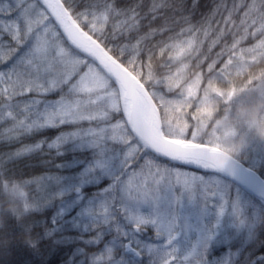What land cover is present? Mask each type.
Masks as SVG:
<instances>
[{
	"label": "snow or ice",
	"instance_id": "snow-or-ice-1",
	"mask_svg": "<svg viewBox=\"0 0 264 264\" xmlns=\"http://www.w3.org/2000/svg\"><path fill=\"white\" fill-rule=\"evenodd\" d=\"M46 5L0 0L9 71L31 62ZM33 123L6 129L0 167L25 162L32 202L22 221L6 219L0 264H264V145L215 160L164 154L89 118Z\"/></svg>",
	"mask_w": 264,
	"mask_h": 264
},
{
	"label": "rangeland",
	"instance_id": "rangeland-1",
	"mask_svg": "<svg viewBox=\"0 0 264 264\" xmlns=\"http://www.w3.org/2000/svg\"><path fill=\"white\" fill-rule=\"evenodd\" d=\"M219 12L228 30L239 35L228 46L212 54L207 51L203 59L193 56L195 71L178 64L179 59L190 56L194 41L179 39L169 46L174 65L167 69L168 78L154 82L150 93L166 114L176 113L163 123L168 137L188 138L189 143L203 142L240 155L254 144L264 145V72L249 78L240 88L219 89L213 81H228L264 58V0H237L234 8ZM84 19L102 36L101 13H85ZM40 20L43 24L33 26L34 31L39 28L40 35L32 37V48L23 57V61L31 62H22V68L12 71L6 69L0 76V101L1 96L7 98L0 104V125L8 123L1 130L9 134L6 129L23 121L17 130L24 132L29 124L36 126L34 121L51 116L66 120L89 118L95 125L115 128L125 139H135L120 117L123 109L117 86L91 60L64 45L46 11ZM126 27L127 21L121 20L112 35L117 31L123 34ZM24 39L22 28L21 41ZM139 47L135 42L123 43L118 50L133 61L140 53ZM207 58H211L209 63L205 62ZM56 91L60 94L53 96ZM163 91L171 93L166 96ZM187 107L196 112L188 119L182 114ZM7 191L23 211L24 205L32 202L17 186Z\"/></svg>",
	"mask_w": 264,
	"mask_h": 264
},
{
	"label": "trees",
	"instance_id": "trees-1",
	"mask_svg": "<svg viewBox=\"0 0 264 264\" xmlns=\"http://www.w3.org/2000/svg\"><path fill=\"white\" fill-rule=\"evenodd\" d=\"M61 1L74 22L85 33L94 38L112 57L129 70L130 73L145 86L149 93L155 85L154 82L168 78L167 69L169 67L173 68L172 65H174L169 55V46L176 43L179 39L186 38L189 41H194L190 56L179 59L178 64L187 65V70L195 71L196 62L193 61V56H195L196 59H203L207 51H210V54H212L216 50L228 46V44L239 35V32L235 33L231 31V29L228 30L227 25L224 24V17L219 12L222 8H234L237 0ZM91 11L101 13L104 17L103 25L100 27L103 28V33H101L102 36L98 34V31H93L84 19L85 13ZM236 18H238V16ZM121 20L127 21V27L129 26V29L126 27L122 29V31L124 30L123 34L117 31L112 35L115 25ZM207 35L210 36L205 38ZM115 37L117 38L114 39ZM61 39L64 45L68 46L70 50L78 53L66 42L63 36H61ZM134 42L140 45V53L131 61V59L129 60V56H126L118 49H121L123 43ZM214 43H216L217 46H213ZM210 59L211 58H207L205 62H210ZM0 68H4V70L7 69L2 63H0ZM263 72L264 58L258 63L253 64L244 73L236 74L229 78L228 81L215 80L213 81V85H215L216 88L224 90H228L232 87L240 88L248 82L249 78L262 74ZM168 93L171 92L163 91V94L166 96H168ZM59 94L60 92L56 91L53 96H58ZM151 97L160 111L162 125L168 121L170 116H176V113H172L171 115L169 113L166 114L163 109L158 106L153 95H151ZM1 98L4 102L7 99L5 96H1ZM3 101H0V104ZM191 108L192 107H187V110H182V114H185L186 119L191 117V113H196L192 112L193 109ZM120 117L125 120L123 110ZM7 125V122L0 125V161L6 160L7 154L10 151V145L7 142L9 134H5V129L1 130ZM163 132L165 136H169L165 133L164 126ZM175 140L189 143L188 138ZM202 143L203 142H194L191 144L204 145ZM11 147H18V145L13 144ZM210 147L216 148L213 146ZM223 151L233 158L239 156L232 149ZM23 163L25 162H21L19 166L8 164L0 167V232L3 231L7 218H13L20 222L26 215L22 207L19 206V202L8 194L7 191L8 188L17 186V188L24 191L28 197H31V188L25 183L27 176L21 175L22 171H26V169L23 168ZM28 239L29 235L25 233L24 240L27 241ZM2 244L3 242L0 241V246H2ZM33 251L38 259H46V256L42 254L38 242Z\"/></svg>",
	"mask_w": 264,
	"mask_h": 264
},
{
	"label": "water",
	"instance_id": "water-1",
	"mask_svg": "<svg viewBox=\"0 0 264 264\" xmlns=\"http://www.w3.org/2000/svg\"><path fill=\"white\" fill-rule=\"evenodd\" d=\"M46 13L66 42L96 64L117 86L127 126L142 144L164 154L207 153L215 160L233 158L223 150L165 136L160 111L145 86L72 19L61 0H47Z\"/></svg>",
	"mask_w": 264,
	"mask_h": 264
},
{
	"label": "clouds",
	"instance_id": "clouds-1",
	"mask_svg": "<svg viewBox=\"0 0 264 264\" xmlns=\"http://www.w3.org/2000/svg\"><path fill=\"white\" fill-rule=\"evenodd\" d=\"M223 155H227V153H222Z\"/></svg>",
	"mask_w": 264,
	"mask_h": 264
}]
</instances>
